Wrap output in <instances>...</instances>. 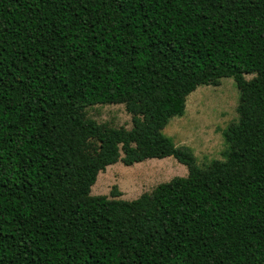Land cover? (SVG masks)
I'll return each instance as SVG.
<instances>
[{"label":"trees","instance_id":"obj_1","mask_svg":"<svg viewBox=\"0 0 264 264\" xmlns=\"http://www.w3.org/2000/svg\"><path fill=\"white\" fill-rule=\"evenodd\" d=\"M224 77L238 119L201 166L164 129ZM110 103L132 128L86 115ZM169 156L187 176L91 193ZM0 264H264V0H0Z\"/></svg>","mask_w":264,"mask_h":264},{"label":"rangeland","instance_id":"obj_2","mask_svg":"<svg viewBox=\"0 0 264 264\" xmlns=\"http://www.w3.org/2000/svg\"><path fill=\"white\" fill-rule=\"evenodd\" d=\"M245 76L251 79L255 74ZM238 104L239 89L232 77L222 78L217 85L198 86L187 98L185 113L173 117L164 133L177 145L189 146L199 165L207 166L214 159H224L227 148L224 130L238 119ZM86 115L109 127H133L132 114L123 103L90 106ZM187 175L186 165L173 156L149 158L133 165L118 161L99 173L91 193L111 197L113 186H117L122 198L134 199L159 183Z\"/></svg>","mask_w":264,"mask_h":264}]
</instances>
